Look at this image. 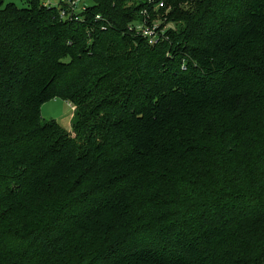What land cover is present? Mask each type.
Returning <instances> with one entry per match:
<instances>
[{"label": "trees", "instance_id": "trees-1", "mask_svg": "<svg viewBox=\"0 0 264 264\" xmlns=\"http://www.w3.org/2000/svg\"><path fill=\"white\" fill-rule=\"evenodd\" d=\"M24 2L0 0V264H264V0H166L155 45L145 0Z\"/></svg>", "mask_w": 264, "mask_h": 264}, {"label": "built area", "instance_id": "built-area-1", "mask_svg": "<svg viewBox=\"0 0 264 264\" xmlns=\"http://www.w3.org/2000/svg\"><path fill=\"white\" fill-rule=\"evenodd\" d=\"M83 0H41V3L46 8L56 7L59 10L61 20L79 19V14L88 6L82 4ZM145 4L150 8V11L143 9L140 13V19L129 24L128 30L136 36L144 38L149 45H155L159 41L164 40L165 29L167 24L164 21L154 22L156 15L160 10L165 9L166 0H145ZM167 8L164 15H166ZM155 16V17H154ZM99 17L96 16V19ZM164 24V25H163ZM184 69V67H182Z\"/></svg>", "mask_w": 264, "mask_h": 264}, {"label": "rangeland", "instance_id": "rangeland-1", "mask_svg": "<svg viewBox=\"0 0 264 264\" xmlns=\"http://www.w3.org/2000/svg\"><path fill=\"white\" fill-rule=\"evenodd\" d=\"M25 0H3V6L6 4H14L18 8L25 7ZM93 3V0H83L82 4L85 6H91ZM155 17V16H154ZM156 23L163 21V14L158 13L156 17L154 18ZM165 29L168 30L169 28H174L173 24H167ZM73 108V107H72ZM41 119L42 121H49L54 120L56 121L62 128L65 130H69L71 132V119L68 122L69 115L72 114L71 105L65 101L54 99L49 102H46L41 106ZM74 110V108H73ZM68 122V125L66 124ZM73 136V135H72Z\"/></svg>", "mask_w": 264, "mask_h": 264}, {"label": "crops", "instance_id": "crops-1", "mask_svg": "<svg viewBox=\"0 0 264 264\" xmlns=\"http://www.w3.org/2000/svg\"><path fill=\"white\" fill-rule=\"evenodd\" d=\"M71 109H72V111H73V108H72V106H71ZM72 116H73V112H72V114L71 115H69V117H68V122H69V120L72 118ZM68 122H66V124L68 125ZM64 129V128H63ZM65 130V129H64ZM68 133H71V132H69V130H66Z\"/></svg>", "mask_w": 264, "mask_h": 264}]
</instances>
